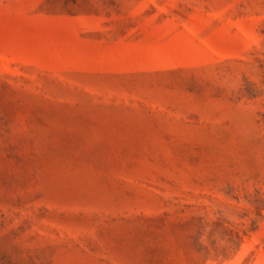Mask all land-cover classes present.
Segmentation results:
<instances>
[{
    "label": "rangeland",
    "instance_id": "rangeland-1",
    "mask_svg": "<svg viewBox=\"0 0 264 264\" xmlns=\"http://www.w3.org/2000/svg\"><path fill=\"white\" fill-rule=\"evenodd\" d=\"M0 264H264V0H0Z\"/></svg>",
    "mask_w": 264,
    "mask_h": 264
}]
</instances>
